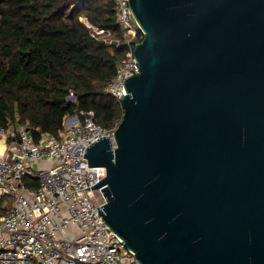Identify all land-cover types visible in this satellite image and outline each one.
<instances>
[{
    "label": "water",
    "instance_id": "water-1",
    "mask_svg": "<svg viewBox=\"0 0 264 264\" xmlns=\"http://www.w3.org/2000/svg\"><path fill=\"white\" fill-rule=\"evenodd\" d=\"M142 30L101 218L137 264H264V0H129Z\"/></svg>",
    "mask_w": 264,
    "mask_h": 264
},
{
    "label": "built area",
    "instance_id": "built-area-1",
    "mask_svg": "<svg viewBox=\"0 0 264 264\" xmlns=\"http://www.w3.org/2000/svg\"><path fill=\"white\" fill-rule=\"evenodd\" d=\"M128 1L114 0L119 34L79 16L90 37L124 48L104 88L116 99L125 93V77L139 70L133 49L142 30ZM68 99L75 96L70 93ZM116 125L102 127L92 109L78 108L63 117L56 135L40 132L37 140L27 122L15 119L0 126V264H137L133 251L97 212L105 198L91 185L105 176V168L88 165L83 156L100 136L113 142ZM25 177L37 186H26Z\"/></svg>",
    "mask_w": 264,
    "mask_h": 264
},
{
    "label": "trees",
    "instance_id": "trees-1",
    "mask_svg": "<svg viewBox=\"0 0 264 264\" xmlns=\"http://www.w3.org/2000/svg\"><path fill=\"white\" fill-rule=\"evenodd\" d=\"M80 15L121 32L114 0H0V126L27 122L37 140L78 108L102 127L119 122L122 107L104 88L124 48L90 37Z\"/></svg>",
    "mask_w": 264,
    "mask_h": 264
},
{
    "label": "rangeland",
    "instance_id": "rangeland-1",
    "mask_svg": "<svg viewBox=\"0 0 264 264\" xmlns=\"http://www.w3.org/2000/svg\"><path fill=\"white\" fill-rule=\"evenodd\" d=\"M27 178H28V177H25V178H24V182H25L26 186H30L31 184H30V183H28V180H27ZM35 182H37V181H35ZM13 199H14V197H13V196H10V197H8L9 204H12V203H13Z\"/></svg>",
    "mask_w": 264,
    "mask_h": 264
}]
</instances>
